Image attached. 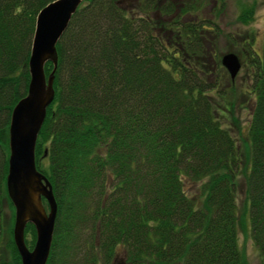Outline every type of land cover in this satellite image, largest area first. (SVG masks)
<instances>
[{"label":"trees","instance_id":"trees-1","mask_svg":"<svg viewBox=\"0 0 264 264\" xmlns=\"http://www.w3.org/2000/svg\"><path fill=\"white\" fill-rule=\"evenodd\" d=\"M51 1L0 0V204L13 211L8 126L27 91L36 15ZM226 3L84 0L72 15L35 145L57 204L46 264H113L118 251L120 264H243L241 150L218 116L227 110L216 55ZM240 18L251 19V8ZM245 37L254 96L246 194L264 260V29L258 52L254 35ZM52 70L46 62V77ZM28 231L36 236L30 223ZM11 245L21 264L12 237Z\"/></svg>","mask_w":264,"mask_h":264},{"label":"water","instance_id":"water-1","mask_svg":"<svg viewBox=\"0 0 264 264\" xmlns=\"http://www.w3.org/2000/svg\"><path fill=\"white\" fill-rule=\"evenodd\" d=\"M84 0H53L36 16L28 69L27 93L13 107L8 127V172L6 188L14 206L13 240L21 264H46L54 232L57 204L52 187L35 163L36 140L52 102L57 68L56 44L68 27L72 15ZM50 61L52 72L46 77L44 65ZM221 64L234 79L240 60L233 52L221 56ZM42 199L48 204L46 211ZM28 223L34 225L36 242L29 250L24 241Z\"/></svg>","mask_w":264,"mask_h":264},{"label":"rangeland","instance_id":"rangeland-1","mask_svg":"<svg viewBox=\"0 0 264 264\" xmlns=\"http://www.w3.org/2000/svg\"><path fill=\"white\" fill-rule=\"evenodd\" d=\"M251 8L252 18H240L244 9ZM240 19V21H239ZM222 34L218 40L217 54L233 52L238 55L241 68L234 79L227 72L223 82L224 93L227 97L225 104L227 110H220L218 116L223 126L230 129L241 150L242 164L236 177V203L238 216L237 244L242 255L243 264H264L255 247L249 228L248 198L246 194L247 173L249 168V140L248 126L253 107V95L249 93L251 79L248 78V61L242 57L240 44L247 40V34L254 35V49L262 48V35L264 29V0H227L224 11L217 18ZM249 40V39H248ZM225 69V68H224ZM232 81V82H231ZM14 211L8 200L0 204V264H14V254L11 245ZM85 233V232H84ZM36 236L28 231L25 241L29 248L35 244ZM122 256L118 251L113 264H120Z\"/></svg>","mask_w":264,"mask_h":264}]
</instances>
